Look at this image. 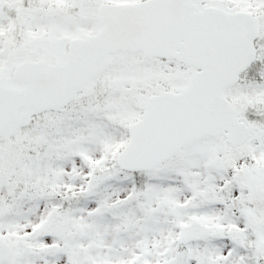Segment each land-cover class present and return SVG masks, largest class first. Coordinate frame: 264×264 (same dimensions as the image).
Listing matches in <instances>:
<instances>
[{
    "label": "snow or ice",
    "instance_id": "snow-or-ice-1",
    "mask_svg": "<svg viewBox=\"0 0 264 264\" xmlns=\"http://www.w3.org/2000/svg\"><path fill=\"white\" fill-rule=\"evenodd\" d=\"M0 264H264V0H0Z\"/></svg>",
    "mask_w": 264,
    "mask_h": 264
}]
</instances>
